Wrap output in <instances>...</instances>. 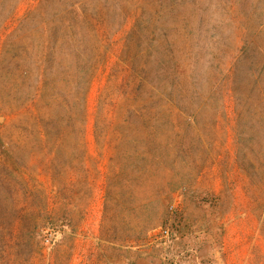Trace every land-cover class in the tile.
Returning a JSON list of instances; mask_svg holds the SVG:
<instances>
[{"label": "rangeland", "instance_id": "rangeland-1", "mask_svg": "<svg viewBox=\"0 0 264 264\" xmlns=\"http://www.w3.org/2000/svg\"><path fill=\"white\" fill-rule=\"evenodd\" d=\"M40 1L0 0V264H264V0H144L150 77L175 103L132 109L110 103L138 0H99L117 47L63 139L3 114L2 27Z\"/></svg>", "mask_w": 264, "mask_h": 264}, {"label": "trees", "instance_id": "trees-1", "mask_svg": "<svg viewBox=\"0 0 264 264\" xmlns=\"http://www.w3.org/2000/svg\"><path fill=\"white\" fill-rule=\"evenodd\" d=\"M143 1L136 3L140 13L136 11L133 17L127 14L122 30L117 32L128 33V38L119 53L122 66L114 81L118 93L110 103L114 107L132 109L144 102L166 108L175 103L163 82L150 77V49H142V40L153 25L138 24L145 15ZM16 11L2 27V103L8 106L3 114L33 116L44 128L40 136L63 139L69 130L86 121L90 90L99 74L109 70L116 37L106 26L99 0L83 7L69 0H41L17 20ZM129 20L134 21V27L128 31ZM238 65L239 60L229 69L222 91L228 102L236 105L243 102L238 96ZM257 65L261 85L264 61ZM106 105V99L100 101V106ZM45 124H50L51 130H45ZM112 197L108 190V201ZM21 211L24 218L29 216L25 208Z\"/></svg>", "mask_w": 264, "mask_h": 264}]
</instances>
